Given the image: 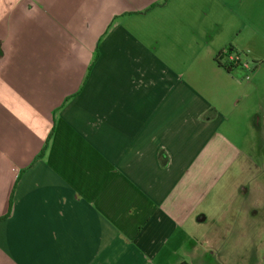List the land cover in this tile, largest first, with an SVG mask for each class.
<instances>
[{"label": "crops", "instance_id": "obj_1", "mask_svg": "<svg viewBox=\"0 0 264 264\" xmlns=\"http://www.w3.org/2000/svg\"><path fill=\"white\" fill-rule=\"evenodd\" d=\"M255 21L264 0H0V264H264V112L214 61Z\"/></svg>", "mask_w": 264, "mask_h": 264}, {"label": "rangeland", "instance_id": "obj_2", "mask_svg": "<svg viewBox=\"0 0 264 264\" xmlns=\"http://www.w3.org/2000/svg\"><path fill=\"white\" fill-rule=\"evenodd\" d=\"M255 24V27H252V31L254 34L252 38L248 39L244 36L235 38V41H233L234 43H232V45L235 46L237 51L236 53H231V55L237 56V53L239 55V63L235 69H237V73L240 74V79L245 82H253L255 84V91L252 93L251 100L256 103L257 108L258 105L261 104L259 108L261 107L262 113L264 112V23L255 21ZM233 39L227 42H230ZM229 44L230 43H227L225 46ZM245 64H247V68L244 67ZM255 71L256 73L253 75ZM260 127L261 136H264V122H261ZM260 133L256 134L257 137L255 136L256 145H262V143H264V140L258 137L260 136ZM258 159L259 157H257V162H259ZM210 226V222H208V227ZM203 227L207 228L206 225H204ZM210 240L212 242V239ZM198 254L200 253L198 252L197 255ZM202 257L203 254H201V256H198V259H206L207 261L209 260V257Z\"/></svg>", "mask_w": 264, "mask_h": 264}, {"label": "trees", "instance_id": "obj_3", "mask_svg": "<svg viewBox=\"0 0 264 264\" xmlns=\"http://www.w3.org/2000/svg\"><path fill=\"white\" fill-rule=\"evenodd\" d=\"M231 53H236V51L231 46H229L226 49L219 51L214 58V61L217 63V65L221 68H224L227 72L232 71L238 66V64L235 65L228 61V57L231 55ZM237 56H239L238 53Z\"/></svg>", "mask_w": 264, "mask_h": 264}, {"label": "built area", "instance_id": "obj_4", "mask_svg": "<svg viewBox=\"0 0 264 264\" xmlns=\"http://www.w3.org/2000/svg\"><path fill=\"white\" fill-rule=\"evenodd\" d=\"M228 61H230L231 63H233V64L236 65V64L239 63V56H232V55H230L228 57ZM244 67L247 68V64H245Z\"/></svg>", "mask_w": 264, "mask_h": 264}]
</instances>
